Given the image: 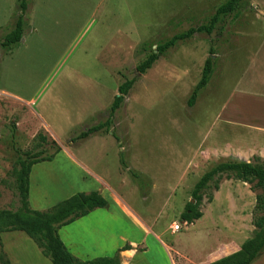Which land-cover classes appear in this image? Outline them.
Here are the masks:
<instances>
[{"label": "rangeland", "instance_id": "obj_1", "mask_svg": "<svg viewBox=\"0 0 264 264\" xmlns=\"http://www.w3.org/2000/svg\"><path fill=\"white\" fill-rule=\"evenodd\" d=\"M227 1L27 0L22 39L4 49L20 0H0V210H18L11 171L42 133L60 147L58 160L86 165L91 172L81 171L87 184L91 177L92 189L119 197L153 235L169 236L179 224L180 232L164 243L173 241L194 259L227 238L235 244L250 238L256 193L247 184L222 180L218 191L204 195V217L193 227L179 216L212 167L254 156L264 161V0H239L237 11L211 35L177 42L151 69L136 73L156 47L207 27ZM209 58L210 80L189 106ZM129 80L135 83L108 128L71 143L109 120L117 89ZM45 166L37 172L38 194L32 181V196L44 198L47 211L79 184L64 185L56 177L61 171L49 177L45 170L56 168ZM86 221L94 224L95 218ZM10 234L19 242L6 244L7 250L15 245L20 256H11V264H51L24 234Z\"/></svg>", "mask_w": 264, "mask_h": 264}, {"label": "trees", "instance_id": "obj_2", "mask_svg": "<svg viewBox=\"0 0 264 264\" xmlns=\"http://www.w3.org/2000/svg\"><path fill=\"white\" fill-rule=\"evenodd\" d=\"M238 4L239 0H228L217 8L207 27L190 28L156 47L136 68V72L143 74L151 69L159 58L166 51L173 48L177 42L188 40L195 34L205 33L211 35L215 26L223 18L237 11ZM19 11L20 14L13 30L5 36L1 43L4 49L12 48L22 39L24 32L23 17L27 11V0H20ZM213 65L214 63L210 58L205 61L201 78L189 98V106L194 105L198 93L208 84L212 75ZM134 83L135 80H129L118 87L117 95L109 108V120L106 123L93 126L79 133L70 142L86 140L108 128L110 119L120 109ZM48 151H51V153H48ZM60 151V147L54 140H49L46 135L39 133L35 137L33 148L24 152L15 162L11 174L14 178L19 208L15 212L0 210V235L12 232L23 233L36 245L42 255L50 260L51 264H120L118 254L112 258H96L82 262L67 251L58 236V231L62 227L74 223L97 209H105L107 207V202L98 192L74 194L47 211L41 212L30 209L28 191L31 168L40 163L52 162ZM222 180L247 184L250 186V190L256 193L252 218L254 232L249 239L243 242L237 252L210 264H251L264 249V161L258 156L252 157L251 161L248 162H223L207 171L195 184L191 193L192 201L184 206L179 216L180 221L183 224L191 225L199 220L202 217L199 208L204 195L211 190L213 192L218 191ZM207 202H212L211 194L207 196ZM0 247L2 249L1 241ZM123 250H129V246H125ZM0 264H10L3 252L0 254Z\"/></svg>", "mask_w": 264, "mask_h": 264}, {"label": "crops", "instance_id": "obj_3", "mask_svg": "<svg viewBox=\"0 0 264 264\" xmlns=\"http://www.w3.org/2000/svg\"><path fill=\"white\" fill-rule=\"evenodd\" d=\"M59 157L60 154H58L52 162L40 164L46 165L45 167L56 168L55 170L52 169L53 171L50 169L45 170L46 173L48 172L49 177L52 172L61 171L60 174L57 173L58 176L56 175V177L61 178L64 185L66 183L67 185L79 184L78 191L77 188L67 186V190L69 191L67 199L77 193L98 192L107 202V207L105 209H97L74 223L62 227L58 231V236L67 251L82 262L91 261L96 258H112L118 254L120 264H174L171 255L181 260L182 258H186L187 261H181V264H210L237 252L243 242L249 239L246 238L242 242L235 244L227 238L221 241V243H218L215 249L206 253V256H202L203 258L196 260L192 255L181 252L174 246L173 241H167V243L170 242V245L164 243L170 236L180 231L176 233L170 232L169 236L167 232L160 233V236L153 235L149 227L146 226L139 217H136L131 208L118 199L119 197L109 193L105 194L98 189H92L90 183H93L94 180L93 178L91 179L89 175L90 178L88 179L91 181L87 184L88 180H84V175L86 174L81 171V169H84L86 172H91L86 165L81 163L83 167L72 159H63L60 161L58 160ZM40 164L34 165L29 174L28 203L31 210L42 212L46 211L43 209L42 204H40L43 202L44 198L39 202L40 199H38V197L33 198L32 196V181L34 182L35 194H38L40 190L39 186L41 180H39L37 176ZM62 170L64 171V175L62 174ZM95 174L98 173L93 172V175L97 176ZM42 175L47 176L45 173H42ZM41 178L43 179L42 182L47 181V179ZM201 214L202 217L199 220H202L204 217V212ZM90 218H95L94 224L88 223L87 221L84 222L87 219L89 221ZM199 220L187 226L193 227ZM10 236V233H3L0 235V241L2 250L10 257L8 261L11 264V256H20L16 253V248H14L15 245H9L10 247L7 250L6 244H17L19 242V240L15 238L17 236H12V238ZM125 246H129V250L124 251L123 248ZM136 248H143L144 250H137ZM165 249H170L172 253ZM263 251L251 264H264L262 260Z\"/></svg>", "mask_w": 264, "mask_h": 264}, {"label": "built area", "instance_id": "obj_4", "mask_svg": "<svg viewBox=\"0 0 264 264\" xmlns=\"http://www.w3.org/2000/svg\"><path fill=\"white\" fill-rule=\"evenodd\" d=\"M2 95L0 94V97H1ZM180 231V225L178 224V225H174L173 226V228H172V232H179Z\"/></svg>", "mask_w": 264, "mask_h": 264}, {"label": "water", "instance_id": "obj_5", "mask_svg": "<svg viewBox=\"0 0 264 264\" xmlns=\"http://www.w3.org/2000/svg\"><path fill=\"white\" fill-rule=\"evenodd\" d=\"M137 73V72H136Z\"/></svg>", "mask_w": 264, "mask_h": 264}]
</instances>
